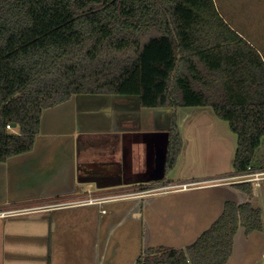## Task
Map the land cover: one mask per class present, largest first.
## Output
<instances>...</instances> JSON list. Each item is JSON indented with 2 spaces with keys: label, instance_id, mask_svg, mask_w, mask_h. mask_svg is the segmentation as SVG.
Wrapping results in <instances>:
<instances>
[{
  "label": "trees",
  "instance_id": "16d2710c",
  "mask_svg": "<svg viewBox=\"0 0 264 264\" xmlns=\"http://www.w3.org/2000/svg\"><path fill=\"white\" fill-rule=\"evenodd\" d=\"M100 94L212 108L238 139L232 175L260 170L264 60L215 0H0V163L34 149L45 110ZM182 147L174 123L168 169ZM234 186L254 194L252 182ZM240 227L262 231L263 211L227 201L192 244L148 248L135 264H227Z\"/></svg>",
  "mask_w": 264,
  "mask_h": 264
},
{
  "label": "crops",
  "instance_id": "0c3cea01",
  "mask_svg": "<svg viewBox=\"0 0 264 264\" xmlns=\"http://www.w3.org/2000/svg\"><path fill=\"white\" fill-rule=\"evenodd\" d=\"M218 11L264 60V31L252 26L264 23V18L246 12L247 19L240 23L242 29L247 24L249 36ZM174 123L183 147L174 167L168 169ZM237 145L229 122L209 107H144L139 96L100 94L75 95L45 110L34 149L0 163V213H7L0 217V264H72L71 257L62 253L73 251L76 243L59 241L57 232L63 226L56 212L96 205L88 200L126 191L136 193L134 197H150L213 189L192 199L195 219L190 232L207 230L231 200L261 208L264 226V194L256 206V196L252 199L234 186L239 182H228L234 177ZM193 182L208 184L161 190ZM202 201L207 203L201 205ZM256 232L262 234L259 245L264 257V228ZM254 234L246 235V240Z\"/></svg>",
  "mask_w": 264,
  "mask_h": 264
},
{
  "label": "rangeland",
  "instance_id": "374dc122",
  "mask_svg": "<svg viewBox=\"0 0 264 264\" xmlns=\"http://www.w3.org/2000/svg\"><path fill=\"white\" fill-rule=\"evenodd\" d=\"M215 1L223 16L248 35L247 24L245 30L240 23L242 19H247L246 12L254 11L262 16L259 19L264 18V0ZM257 15L254 16L256 21ZM252 26L264 31V23L254 22ZM254 167L260 170L252 171L263 173L259 180L252 182L258 188V195L254 192L252 196V199L256 196L254 204L258 206V197L264 194V142L256 152ZM233 180L237 181L232 178L228 182ZM209 191L214 190L150 197H134L136 193L132 195L126 191L123 195L113 193L111 200L106 199V202L98 205L60 209L56 216L62 219L63 228L57 232L58 239H70L76 243L73 251L63 249L62 257H71L72 264H135L143 252L151 247L185 248L202 234L188 231L195 219L191 214V205H194L192 199L197 200V196H204ZM201 203L205 205L207 201ZM261 235L255 232L247 241L245 228L240 227L234 238L233 255L227 264H264L262 247L259 245V239H263ZM61 251L58 247L57 257L61 256Z\"/></svg>",
  "mask_w": 264,
  "mask_h": 264
},
{
  "label": "built area",
  "instance_id": "2783aa9c",
  "mask_svg": "<svg viewBox=\"0 0 264 264\" xmlns=\"http://www.w3.org/2000/svg\"><path fill=\"white\" fill-rule=\"evenodd\" d=\"M7 128L8 129H13V127L11 125H8ZM261 175H263V173H259L257 171H252L251 167H250L248 172H246L245 174L239 175V176H235V177H233V179L237 180L235 182H239V183H242V182H254L256 180H259L258 177H260ZM203 184H205V183L193 182V183H190V184L173 185V186H169V187H166V188H161V190L165 191V190H171V189H188V188H191V187H194V186H201ZM111 198L112 197L103 198V199H89L88 202L91 203V204H93V203L101 204V203L106 202V199L108 201V199L111 200ZM6 215H7V213H3V212L0 213V217H4Z\"/></svg>",
  "mask_w": 264,
  "mask_h": 264
}]
</instances>
